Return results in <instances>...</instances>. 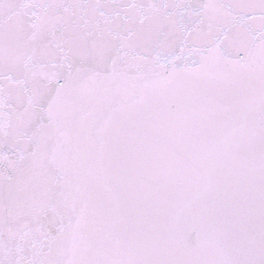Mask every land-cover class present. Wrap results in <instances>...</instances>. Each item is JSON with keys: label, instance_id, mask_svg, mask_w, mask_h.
Returning <instances> with one entry per match:
<instances>
[{"label": "snow or ice", "instance_id": "1", "mask_svg": "<svg viewBox=\"0 0 264 264\" xmlns=\"http://www.w3.org/2000/svg\"><path fill=\"white\" fill-rule=\"evenodd\" d=\"M0 264H264V0H0Z\"/></svg>", "mask_w": 264, "mask_h": 264}]
</instances>
